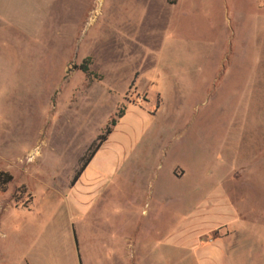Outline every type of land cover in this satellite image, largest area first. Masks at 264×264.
<instances>
[{
    "label": "rangeland",
    "instance_id": "rangeland-1",
    "mask_svg": "<svg viewBox=\"0 0 264 264\" xmlns=\"http://www.w3.org/2000/svg\"><path fill=\"white\" fill-rule=\"evenodd\" d=\"M122 109L99 149L121 167L83 194ZM0 171V264L36 231L67 245L83 196L95 251L145 253L224 218L214 200L236 215L233 264H264V0H0Z\"/></svg>",
    "mask_w": 264,
    "mask_h": 264
},
{
    "label": "crops",
    "instance_id": "crops-1",
    "mask_svg": "<svg viewBox=\"0 0 264 264\" xmlns=\"http://www.w3.org/2000/svg\"><path fill=\"white\" fill-rule=\"evenodd\" d=\"M111 136L112 133L108 137L109 141ZM115 155L113 151L104 153L103 150L95 155L81 175L83 184L87 185L86 188H82L83 194L93 193L95 189L97 195L101 193L105 188L104 180L113 177L121 167L120 161H115ZM96 183L97 186L93 187ZM77 200L78 202L72 203L76 213H68L73 214V218L70 217L69 221L72 219L75 221V223H68V244L61 246L51 231L33 232L30 236L32 241L29 246H26L18 254L17 264H233L230 256V241L235 232L227 234L226 230L230 229L229 226H233L231 223L236 220V215H233L223 202L213 200V209L216 210L219 207L224 211L226 209L224 218H219L215 222L213 220L203 221L199 225L196 223L195 226L182 223L167 235L166 241L164 240L157 247L140 253L138 247L134 249L128 246V256H123L114 246L103 250L101 244L104 242L98 241L100 252L95 251L87 244L85 221L93 205L92 199L89 196L87 198L83 196ZM73 201L75 200L73 199ZM79 208L81 211H78ZM226 216L232 217L226 218ZM93 219L99 220L97 216H94ZM77 222L80 223L81 228ZM211 231H213V235L215 232L219 233L212 238L208 235ZM177 235L178 237L175 238ZM1 237L5 239L4 235ZM135 243L138 246V241ZM8 253L9 251L6 249L2 254L0 253L3 262L9 260Z\"/></svg>",
    "mask_w": 264,
    "mask_h": 264
},
{
    "label": "trees",
    "instance_id": "trees-1",
    "mask_svg": "<svg viewBox=\"0 0 264 264\" xmlns=\"http://www.w3.org/2000/svg\"><path fill=\"white\" fill-rule=\"evenodd\" d=\"M169 4H172V2H168ZM90 64V59H86L80 66L79 70L85 74L86 76H92V73L88 69V65ZM124 116V109L120 110L109 122L108 127L105 128L104 133L99 136L96 140V144L94 146H91L88 150V154L86 157L82 160L79 169L73 176L71 180V187L76 184V182L79 180L85 169L89 166L90 162L96 155V153L99 151V149L107 142L108 137L112 133V129L116 126L117 121L121 119ZM12 182V176L6 172L0 171V191H5L6 186Z\"/></svg>",
    "mask_w": 264,
    "mask_h": 264
}]
</instances>
